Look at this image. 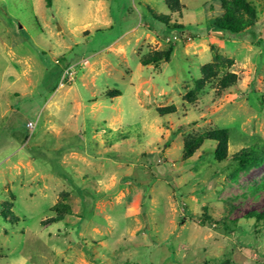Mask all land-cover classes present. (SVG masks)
<instances>
[{
	"label": "rangeland",
	"instance_id": "rangeland-1",
	"mask_svg": "<svg viewBox=\"0 0 264 264\" xmlns=\"http://www.w3.org/2000/svg\"><path fill=\"white\" fill-rule=\"evenodd\" d=\"M227 1L0 0V264H264V0Z\"/></svg>",
	"mask_w": 264,
	"mask_h": 264
},
{
	"label": "trees",
	"instance_id": "trees-1",
	"mask_svg": "<svg viewBox=\"0 0 264 264\" xmlns=\"http://www.w3.org/2000/svg\"><path fill=\"white\" fill-rule=\"evenodd\" d=\"M46 5L47 7H50L51 0H46ZM222 7L225 9L224 14L221 17L216 18L213 23L216 29L237 37H240L248 30H251L253 20L250 19L247 21H243L242 18L237 17L234 14V9H242L246 11L251 16V18L253 17V7L247 0H230L227 1L226 4L223 2ZM172 50L173 48L170 46L161 57H150L148 59H145L144 64L154 65L162 59L164 61H167L170 58ZM212 70L213 69L211 65H206L203 68L205 78H210L211 76H213ZM199 82H203V79L199 80ZM234 82L235 75L229 74L221 81V86L223 88H226ZM205 141H212L216 143V147L213 151V155L215 158H217L218 160H222L225 158L228 143L227 129L213 130L197 137L194 141L186 146V156H192L195 150L200 147ZM234 159L238 164L236 167V172H240L241 170L246 171L254 166H259L263 162V159L258 158L252 148L244 150L235 155ZM55 210L61 213L65 209L60 205L55 206ZM244 218L253 220L256 224H260L264 229V209L249 211L244 215Z\"/></svg>",
	"mask_w": 264,
	"mask_h": 264
},
{
	"label": "built area",
	"instance_id": "built-area-1",
	"mask_svg": "<svg viewBox=\"0 0 264 264\" xmlns=\"http://www.w3.org/2000/svg\"><path fill=\"white\" fill-rule=\"evenodd\" d=\"M68 70H69V69H67L65 73H68ZM27 125H28V128H27V129H28L29 131H33V129H34V127H35V123H34V122H28Z\"/></svg>",
	"mask_w": 264,
	"mask_h": 264
}]
</instances>
